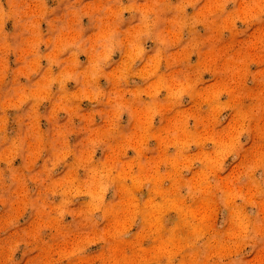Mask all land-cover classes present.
Masks as SVG:
<instances>
[{
    "label": "clouds",
    "instance_id": "9594fccd",
    "mask_svg": "<svg viewBox=\"0 0 264 264\" xmlns=\"http://www.w3.org/2000/svg\"><path fill=\"white\" fill-rule=\"evenodd\" d=\"M0 264H264V0H0Z\"/></svg>",
    "mask_w": 264,
    "mask_h": 264
},
{
    "label": "rangeland",
    "instance_id": "374dc122",
    "mask_svg": "<svg viewBox=\"0 0 264 264\" xmlns=\"http://www.w3.org/2000/svg\"><path fill=\"white\" fill-rule=\"evenodd\" d=\"M189 11H190V9H189ZM84 23H85V24L87 23V18L84 19ZM6 27L10 29V28H11V23L9 22V24L6 25ZM42 27H44V25H42ZM114 58H118V57H114ZM10 59H11V58H10ZM80 59H81V60H84L85 57L81 56ZM193 59H195V57H193ZM42 63H43V62H42ZM205 78L207 79V74H205ZM101 83H103V81H101ZM69 87H71V84L69 85ZM85 104H86V102H85ZM41 124H42V126H44L45 122H44V121H41ZM129 154L131 155V152H129ZM98 155H99V153H98ZM17 162H18V161H17ZM66 219H70V217H66Z\"/></svg>",
    "mask_w": 264,
    "mask_h": 264
}]
</instances>
